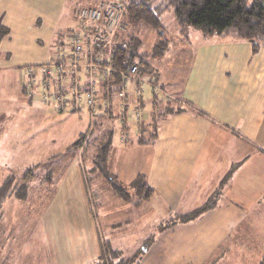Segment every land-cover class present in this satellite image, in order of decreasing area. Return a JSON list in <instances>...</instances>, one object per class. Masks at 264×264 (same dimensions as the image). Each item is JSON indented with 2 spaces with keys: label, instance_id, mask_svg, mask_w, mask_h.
Here are the masks:
<instances>
[{
  "label": "crops",
  "instance_id": "crops-1",
  "mask_svg": "<svg viewBox=\"0 0 264 264\" xmlns=\"http://www.w3.org/2000/svg\"><path fill=\"white\" fill-rule=\"evenodd\" d=\"M65 1L0 0V20L9 30L1 46L11 38L16 40L15 48L28 47L20 43L26 40L28 33L27 36L25 33H40L49 18L54 24L53 32L58 31L60 26L56 25ZM104 1L117 0H96L92 5ZM80 26L81 22L76 28ZM36 40L43 41L39 35ZM122 41L118 39L119 43ZM182 44L186 70L183 82L171 94L160 83L156 65L147 67L151 66L152 72L156 68L152 76H145L142 71L124 84L125 99L116 98L123 87L120 80L101 78L92 120L98 127L103 125L113 132V142L119 137L115 147L112 142L107 163L111 175L130 188L139 177H144L150 191L148 198L142 200L140 196L134 204L121 203L138 210L146 208L168 252H159L162 255L159 260L167 264H176V255L199 259L212 256L219 249L231 247L245 225H264V48L255 52L247 41L204 34ZM60 47L63 53L70 49L66 44ZM112 50L106 49L104 59L110 58ZM173 54L171 65L179 59ZM82 57L86 58L87 54ZM79 76V85L85 90L87 76L82 73ZM26 80L24 74L23 83ZM23 83L20 93L27 97ZM74 83L72 80L68 87L75 88L78 84ZM113 83L120 84L114 96L110 93L114 90ZM57 84L60 83L56 82L55 87ZM168 85L172 87L170 82ZM67 101L70 108L64 114L85 107L72 93L67 95ZM38 104L43 107L41 102ZM166 104L187 111L164 116ZM30 108L36 110L35 106ZM113 121H117L116 127ZM154 125L157 130L152 132ZM103 134L102 130H94L92 141L98 143ZM135 153L137 158L133 157ZM209 203L212 209L197 218L188 222L175 220L176 216H188ZM166 223L178 226L160 232V224L166 227ZM181 248L183 251L179 253ZM187 259L181 264L190 263Z\"/></svg>",
  "mask_w": 264,
  "mask_h": 264
},
{
  "label": "rangeland",
  "instance_id": "rangeland-1",
  "mask_svg": "<svg viewBox=\"0 0 264 264\" xmlns=\"http://www.w3.org/2000/svg\"><path fill=\"white\" fill-rule=\"evenodd\" d=\"M86 1H65L56 25L60 26L58 31L53 32L54 24L49 18L40 33L26 32L25 41H20L21 31L18 33L20 43L28 47L15 48L16 40L11 38L0 47V77L7 78L0 79V192L7 179H16L15 187L27 184L28 192L24 199L9 197L1 204L0 264H115L121 259L132 258L138 259L137 264L168 263L159 260L162 257L159 252L167 250H164L163 242L158 238V226L152 225V217L147 216L146 208L138 210L121 203L134 204L140 194H134V190L112 176L108 166L106 170L111 177L95 168L98 145L92 141V130H96L93 128L94 116L86 112L84 106L70 114H64L68 111H61L53 103L47 104L53 109L45 110L43 107H48L45 102L43 107L38 104L44 98L40 83L34 85L30 82L35 86L30 88L32 91L27 89L26 81L23 83L27 69L32 68L38 74L43 65L56 63V55L61 54L58 52L62 49L60 46L66 44L68 47V36L81 22L80 10L96 0ZM128 1L127 8L132 2L141 0ZM163 1L156 0L151 6H163ZM161 21L163 28L155 30L144 23L129 25L124 20L118 39L129 42L130 37H134L142 41L138 50H131L137 56L136 62L144 61L143 73L148 77L157 72L156 68L152 72L148 65L159 67L156 75L171 94L183 82L186 70L183 41L203 33L190 29L188 38L182 36L173 10L164 11ZM38 35L43 41L36 40ZM163 43L169 48L164 54L155 55V47ZM171 52L179 58L177 64L171 65L174 56ZM85 71L86 66L77 72L75 78L80 79V73L87 76ZM72 80L68 77L64 86L70 85ZM22 83L27 97L20 93ZM57 86L60 88L61 83ZM119 86L113 83L111 95L114 96ZM69 89L71 87L65 90L66 95H69ZM82 92L84 100L85 91ZM32 106L35 111L30 108ZM113 122L116 127L117 121ZM132 135L133 140L137 139L135 132ZM81 136L80 145L74 147ZM118 139L115 137L114 147ZM133 157L137 158L136 153ZM29 171L34 172V176L29 175ZM117 188L124 191L122 196ZM151 203L156 205L154 201ZM182 217L185 216H176L175 220ZM253 225H245L241 236L231 242V247L226 246L214 255L200 259L176 255L175 263L181 264L189 258L188 264H264V225ZM160 226L163 233L178 225L166 223V227ZM179 250L180 253L183 248ZM164 258L168 260L169 257Z\"/></svg>",
  "mask_w": 264,
  "mask_h": 264
},
{
  "label": "trees",
  "instance_id": "trees-1",
  "mask_svg": "<svg viewBox=\"0 0 264 264\" xmlns=\"http://www.w3.org/2000/svg\"><path fill=\"white\" fill-rule=\"evenodd\" d=\"M156 0H141L139 2H132L127 8L124 20H127L129 25L144 23L147 26L159 30L163 28L161 16L166 10H173L180 28V33L185 38L188 37L190 29L200 30L206 36H219L222 39H231L237 41H247L252 44L254 51L264 48V0H164L163 6L159 5L153 8L151 5ZM9 35V30L4 26L0 20V46L2 41ZM162 40V39H161ZM125 41V40H123ZM163 41V40H162ZM167 42V40H165ZM127 49H115L110 55L111 65L116 69H125L126 65L137 64L139 67V75L144 72V61L136 62V55L132 53V49L138 50L142 42L138 38L130 37L127 42ZM167 49V43L159 44L155 47L154 54L159 56L164 54ZM119 80V79H118ZM53 86L55 87L54 83ZM24 91V90H23ZM25 93V91H24ZM26 94V93H25ZM165 114H177L187 111L185 108L175 109L173 106L166 104ZM167 112V113H166ZM125 124L123 120V125ZM98 127V124H93L96 130L104 132L102 138L97 143V153L94 157V165L99 171H102L106 176H109L106 170L108 157L110 156L113 132L109 128ZM92 128V127H91ZM140 126L141 132H144ZM152 132L157 129L155 125L152 126ZM93 133V130H92ZM90 133V135H92ZM80 137L78 143L74 147L80 145ZM143 139V137H140ZM78 145V146H77ZM102 163L104 165H102ZM29 175L34 176V172L29 171ZM111 177V176H109ZM113 182V179H109ZM16 186V179H7L5 186L0 192V207L1 204L9 197L17 199H24L27 197V184L22 183ZM135 189L137 194L145 199L148 198L150 193L147 189L144 177H139L131 184V189ZM119 193L124 192L122 189L117 188ZM142 193V195H141ZM141 198V197H140ZM142 199V198H141ZM139 205V203H137ZM212 203L205 205L194 213L182 217V222H188L197 218L200 214L212 209ZM104 259V255H102ZM136 264L138 259L132 258L129 260L121 259L115 264ZM105 264H112L104 262Z\"/></svg>",
  "mask_w": 264,
  "mask_h": 264
},
{
  "label": "built area",
  "instance_id": "built-area-1",
  "mask_svg": "<svg viewBox=\"0 0 264 264\" xmlns=\"http://www.w3.org/2000/svg\"><path fill=\"white\" fill-rule=\"evenodd\" d=\"M128 2V0H117L113 5L101 2L93 7L82 8L79 12L81 26L69 38L70 49L68 53L58 50L61 54L57 55L56 63L54 65H43L42 69L38 70V74L32 68L27 69L25 72L26 87L29 91H32L33 89L31 90L30 88H35L32 84L40 83L44 95L42 104L43 102L46 105L53 103L61 111H68L70 107L65 92L67 88L63 83L67 82L70 75L73 76L72 79L75 83L79 82L80 79H76L75 76L84 66H86L85 74L87 75V86L84 90L85 99L83 100L80 94L83 90L82 87L76 86L71 90L69 89V92L75 98L77 97L78 103L84 102L86 110L92 116L96 111V95L99 91V83L102 81L101 78L104 80L110 78L119 79L123 83V87L117 92L116 98H126L127 88L124 84L128 80L138 77V65L131 64L126 65L125 69H116L111 65V57L104 59V55L107 48H113L112 52L115 49H127V42L122 41L119 43L118 36L123 30ZM93 47L94 49L92 50ZM84 53L87 54L86 58L82 57ZM53 81L61 83L60 88L58 86L54 87ZM87 140L88 137L86 138Z\"/></svg>",
  "mask_w": 264,
  "mask_h": 264
}]
</instances>
